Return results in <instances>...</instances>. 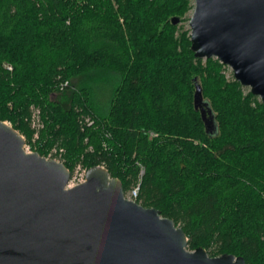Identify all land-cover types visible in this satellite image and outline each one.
<instances>
[{
    "label": "trees",
    "instance_id": "obj_1",
    "mask_svg": "<svg viewBox=\"0 0 264 264\" xmlns=\"http://www.w3.org/2000/svg\"><path fill=\"white\" fill-rule=\"evenodd\" d=\"M191 3L0 0V121L40 156L63 148L70 173L104 165L124 193L142 167L136 203L180 227L188 250L264 264V103L218 60L194 57L189 31L171 24Z\"/></svg>",
    "mask_w": 264,
    "mask_h": 264
},
{
    "label": "water",
    "instance_id": "obj_2",
    "mask_svg": "<svg viewBox=\"0 0 264 264\" xmlns=\"http://www.w3.org/2000/svg\"><path fill=\"white\" fill-rule=\"evenodd\" d=\"M189 27L194 57L229 67L264 103V0H194ZM193 103L213 130L198 84ZM25 144L0 121V264H246L203 248L189 251L180 227L126 199L121 181L100 166L67 188V167L25 152Z\"/></svg>",
    "mask_w": 264,
    "mask_h": 264
},
{
    "label": "built area",
    "instance_id": "obj_3",
    "mask_svg": "<svg viewBox=\"0 0 264 264\" xmlns=\"http://www.w3.org/2000/svg\"><path fill=\"white\" fill-rule=\"evenodd\" d=\"M4 67L8 71H11V69H12V67L10 65H7V64ZM66 85H67V82L60 83V88H63ZM85 123H86L87 126H92V125H94V120L91 119V118H86L85 119ZM29 124H30L31 129L34 130L33 138L34 139L38 138V134H39L40 130L43 128V124H42V121H41V118H40L39 109L31 108ZM106 137H108V135H106ZM24 150L27 153H32V149H31V147L28 144H25ZM63 153H64V149L63 148L55 146L52 149H50V151L48 152V154H47V156L45 158L48 159V160H55L57 162L63 163L59 159H56V157H58L60 159L63 158V155H64ZM99 166L104 168V169H106L104 165H99ZM86 172H87L86 168L82 167L80 164H77L75 166L73 172L70 173V178H69V182H68L67 188H72V187H74L76 185H79V184L83 183L85 181ZM143 174H144V170L141 167L140 168V173H139L140 178L142 177ZM140 178H139V182L135 186L130 188L126 193H124V197L126 199L136 202V200L138 198V193H139Z\"/></svg>",
    "mask_w": 264,
    "mask_h": 264
},
{
    "label": "rangeland",
    "instance_id": "obj_4",
    "mask_svg": "<svg viewBox=\"0 0 264 264\" xmlns=\"http://www.w3.org/2000/svg\"><path fill=\"white\" fill-rule=\"evenodd\" d=\"M191 5H192V9L186 14V20L185 21H183L182 23H180V19H179V23L177 24V25H179V26H181L182 28H183V30H186V31H189V34H190V27H189V21H190V18H191V16H192V13H193V8H194V0H191ZM174 18V17H173ZM174 26H176V25H174ZM204 60H206V59H204ZM5 65H6V63H4ZM7 65H9V64H7ZM225 67V76H226V78L228 79V80H230V79H232L233 78V73H232V70L229 68V67H227V66H224ZM234 79V78H233ZM246 90H248L249 91V88H247V87H244ZM98 95V94H97ZM104 94H99V100H101V101H105V96H103ZM260 100V99H259ZM23 138H24V136H23ZM25 139V138H24ZM30 146V145H29ZM52 149V148H51ZM32 152H33V149H32ZM63 154H65V151H64V153ZM56 159H59L60 161H62L63 163H64V159L63 158H58V157H56ZM75 168V167H74ZM74 170V169H73ZM190 251V250H189Z\"/></svg>",
    "mask_w": 264,
    "mask_h": 264
},
{
    "label": "bare ground",
    "instance_id": "obj_5",
    "mask_svg": "<svg viewBox=\"0 0 264 264\" xmlns=\"http://www.w3.org/2000/svg\"><path fill=\"white\" fill-rule=\"evenodd\" d=\"M11 71H12V69H11Z\"/></svg>",
    "mask_w": 264,
    "mask_h": 264
}]
</instances>
